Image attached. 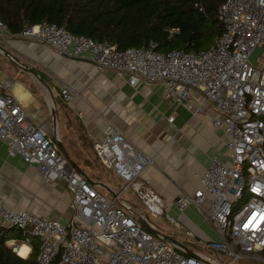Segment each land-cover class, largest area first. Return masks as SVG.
Masks as SVG:
<instances>
[{"label":"built area","instance_id":"1","mask_svg":"<svg viewBox=\"0 0 264 264\" xmlns=\"http://www.w3.org/2000/svg\"><path fill=\"white\" fill-rule=\"evenodd\" d=\"M195 6L205 10L202 0ZM218 15L223 31L210 48L167 53L157 51L154 42L119 49L108 41L73 34L56 23L13 34L0 20L1 42L21 36L69 57L90 52L101 71L113 70L133 87L161 84L164 100L183 106L192 116H210L213 127L226 134L223 155L212 157L207 169L197 173L200 186L181 192L174 200L178 214L194 205L220 238L199 242L209 253L187 256L141 224L145 221L159 229L154 220L167 218L174 228L183 230L144 175L154 165L153 157L107 121L101 135L93 137L92 146L122 187L108 183L107 189L88 173L69 171L56 141L60 135L52 115L50 121L40 111H29L12 93V79L0 82V139L7 143L9 154L36 165L46 183L65 179L72 195L74 214L66 222L12 210L0 195V229L16 228L37 238L38 264L56 260L57 264H236L244 257L259 258L264 251V50L256 64L250 56L264 46V0H225ZM72 91L68 84L61 87L64 102L73 100ZM193 91L203 101L197 103ZM207 104L215 110L213 115L205 109ZM175 115L174 111L168 120L173 122ZM185 235L198 242L193 232ZM10 244L16 245L18 254L20 245ZM24 244L30 246L28 241ZM222 254L230 260H222Z\"/></svg>","mask_w":264,"mask_h":264},{"label":"crops","instance_id":"2","mask_svg":"<svg viewBox=\"0 0 264 264\" xmlns=\"http://www.w3.org/2000/svg\"><path fill=\"white\" fill-rule=\"evenodd\" d=\"M31 41L28 44L17 42V46L40 60L46 68V72H40L46 74V82L55 97L63 100L61 87L66 84L73 89L75 97L72 101L66 103L63 100L62 105L57 102L58 132L73 160L92 177L84 162L94 157L93 137L101 135L107 121L117 125L141 150L154 158V165L149 166L144 175L183 226V230L174 228L169 235L193 253H209V249L199 242L218 241L220 238L214 227L194 205L183 214H178L173 206L181 192H193L200 186L196 175L207 169L211 158L223 155L226 150L224 130L213 127L210 116H192L183 106L164 100L163 86L159 83L133 87L115 71H101L90 52L72 58ZM7 79L12 78L0 82ZM12 80V93L21 103L31 111L34 102L41 101L39 109L32 111H40L52 121L46 88L42 85L39 98L29 84ZM192 95L197 103L203 101L200 93L193 91ZM205 109L212 115L215 112L209 104ZM174 111L175 120L170 122L168 117ZM0 173V195L8 208L58 218L63 222L73 216L72 195L65 179L46 183L36 165L27 163L20 155H10L7 143L1 139ZM96 180L102 186H108L107 182ZM186 231L193 232L198 242L187 238ZM23 245L26 244L19 248ZM26 246L30 254L31 246Z\"/></svg>","mask_w":264,"mask_h":264},{"label":"trees","instance_id":"3","mask_svg":"<svg viewBox=\"0 0 264 264\" xmlns=\"http://www.w3.org/2000/svg\"><path fill=\"white\" fill-rule=\"evenodd\" d=\"M196 1L0 0V20L13 34L56 23L73 34L108 41L119 49L147 47L154 42L162 53L200 51L210 48L223 31L218 9L225 0H202L204 11L195 6ZM41 76L46 80L43 73ZM94 157L101 163L95 153ZM11 241L18 245L28 241L29 256H19L9 246ZM39 247V240L30 234L16 228L0 229V264H38ZM259 255L264 258V251Z\"/></svg>","mask_w":264,"mask_h":264},{"label":"rangeland","instance_id":"4","mask_svg":"<svg viewBox=\"0 0 264 264\" xmlns=\"http://www.w3.org/2000/svg\"><path fill=\"white\" fill-rule=\"evenodd\" d=\"M31 38L28 37H21V36H14V38H10V41L1 42L2 45H4L8 50L13 52L15 55H17L22 61L26 62L31 67L36 68L39 72L45 71L46 68L40 63V60L33 58L32 56H29L24 52V50H21L17 46V42H25L26 44L32 42ZM46 75L45 73H43ZM12 78L15 81L21 83H27L31 86L32 90L35 91V94L37 97L41 98L40 89H43L42 84L37 80V78L32 75L31 73L17 67L14 65L1 51H0V80H4L5 78ZM48 101H50V98L46 97ZM56 98V97H55ZM56 101L60 103V105L63 104V100L61 97H57ZM41 101L37 100L34 102L33 106L30 108V110H37L40 107ZM50 104V103H49ZM51 106V104H50ZM88 154L91 156V154L88 152ZM87 160V161H86ZM84 164L87 166V171L94 177L95 179L107 182V183H113L115 187L121 188L122 183L116 179V177L110 173V170L106 169L103 164L99 163L95 157L92 156V158L86 159ZM100 161V160H99ZM77 163V162H76ZM79 164V163H78ZM99 190L103 191L107 196H109V193L106 190H103L99 188ZM129 195V192H127ZM171 214V213H170ZM173 214V213H172ZM154 223L158 225L159 229L162 232L165 233H172L174 230V227L167 221V218L165 219H157L154 220ZM17 244V243H16ZM9 246L12 248H15V246H12L9 243ZM259 258H248L244 257L241 260H239L236 264H264V258L262 256L257 255ZM222 260L229 261L230 257L227 255L222 254L221 255Z\"/></svg>","mask_w":264,"mask_h":264},{"label":"water","instance_id":"5","mask_svg":"<svg viewBox=\"0 0 264 264\" xmlns=\"http://www.w3.org/2000/svg\"><path fill=\"white\" fill-rule=\"evenodd\" d=\"M264 50V46H259L257 48L254 49V51L252 52L251 56H250V60L253 64L257 63V56ZM0 51L17 67L31 73L32 75H34L37 80L46 88L47 92H48V97L50 98L49 103L51 104V115H52V119H53V127L54 129L58 132V123H57V101L55 98V95L53 93V90L51 89L50 85L46 82V80L41 76V73L35 69L34 67H31L30 65H28L26 62L22 61L17 55H15L13 52H11L10 50H8L6 47H4L1 43H0ZM65 56H68L67 54H64ZM72 58H77L75 56H73ZM57 144L59 145L61 151L63 152V154L66 156L67 160H68V167L70 170L72 169H76L79 172L83 173V174H87V172L80 167L71 157L70 153L67 151L65 145L63 144V142L61 141V138H57ZM105 185V184H104ZM105 187L107 188V185H105ZM108 189V188H107ZM142 226L149 231L150 233H152L155 237H157L158 239L166 242L167 244H171L173 246L176 247V249L181 252L184 255L187 256H194L195 254L189 250L184 244H182L181 242H179L178 240H176L174 237H172L169 234H166L162 231H160L157 228H153L151 225H149L147 222L145 221H141Z\"/></svg>","mask_w":264,"mask_h":264},{"label":"bare ground","instance_id":"6","mask_svg":"<svg viewBox=\"0 0 264 264\" xmlns=\"http://www.w3.org/2000/svg\"><path fill=\"white\" fill-rule=\"evenodd\" d=\"M20 88V87H19ZM21 89V88H20ZM19 249V250H18ZM17 249V252L19 253V255L22 257V258H27L28 257V254H29V247L26 246V245H23L21 246V248H18Z\"/></svg>","mask_w":264,"mask_h":264}]
</instances>
